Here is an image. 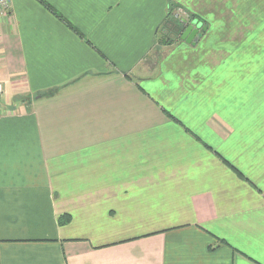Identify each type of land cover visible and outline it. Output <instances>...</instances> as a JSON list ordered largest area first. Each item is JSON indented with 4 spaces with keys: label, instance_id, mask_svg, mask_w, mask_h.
<instances>
[{
    "label": "crops",
    "instance_id": "1",
    "mask_svg": "<svg viewBox=\"0 0 264 264\" xmlns=\"http://www.w3.org/2000/svg\"><path fill=\"white\" fill-rule=\"evenodd\" d=\"M46 1L89 42L0 17V264H264V0Z\"/></svg>",
    "mask_w": 264,
    "mask_h": 264
},
{
    "label": "trees",
    "instance_id": "2",
    "mask_svg": "<svg viewBox=\"0 0 264 264\" xmlns=\"http://www.w3.org/2000/svg\"><path fill=\"white\" fill-rule=\"evenodd\" d=\"M42 5H44L45 8H47L53 15H55L60 21H62L68 28H70L73 32H75L79 37L85 39L87 42H89L84 34L74 25L72 24L66 17H64L57 9H55L52 5H50V3H48L46 0H38ZM170 15H171V11L168 13L167 19H170ZM189 20H195L194 16H191L189 18ZM180 22V21H179ZM168 23V21H167ZM181 24V23H180ZM162 32H163V43L164 44H169L171 43L170 40H166L165 37L167 36V33L169 31V29L167 27H165L163 25V27L161 28ZM167 30V31H165ZM240 173V172H239ZM241 174V173H240ZM64 218H66L65 220L68 221L70 216H64L61 218V221L63 222Z\"/></svg>",
    "mask_w": 264,
    "mask_h": 264
},
{
    "label": "rangeland",
    "instance_id": "3",
    "mask_svg": "<svg viewBox=\"0 0 264 264\" xmlns=\"http://www.w3.org/2000/svg\"><path fill=\"white\" fill-rule=\"evenodd\" d=\"M189 20V18H187ZM179 18H176V17H173L170 18V20L168 21V23H166L164 26L167 27L169 29L168 33H167V36L165 37V39L167 40H170V42L172 41H177L178 40V35L176 36L175 34L178 32V31H181L182 28H185L186 25L183 27L180 22H179ZM167 31V30H166ZM165 45H168V44H165Z\"/></svg>",
    "mask_w": 264,
    "mask_h": 264
},
{
    "label": "water",
    "instance_id": "4",
    "mask_svg": "<svg viewBox=\"0 0 264 264\" xmlns=\"http://www.w3.org/2000/svg\"><path fill=\"white\" fill-rule=\"evenodd\" d=\"M195 21V20H193ZM182 23L187 24L186 28L183 30L181 34V38L186 40L187 42H192L193 40H197L199 37V27H195V22L188 24L186 20H182Z\"/></svg>",
    "mask_w": 264,
    "mask_h": 264
},
{
    "label": "built area",
    "instance_id": "5",
    "mask_svg": "<svg viewBox=\"0 0 264 264\" xmlns=\"http://www.w3.org/2000/svg\"><path fill=\"white\" fill-rule=\"evenodd\" d=\"M11 6H12V0H0V17L2 15L7 14ZM3 92H4V85L2 82H0V94H2Z\"/></svg>",
    "mask_w": 264,
    "mask_h": 264
}]
</instances>
